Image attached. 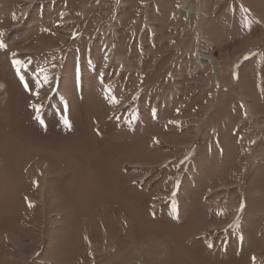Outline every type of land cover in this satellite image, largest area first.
Masks as SVG:
<instances>
[{"label":"rangeland","instance_id":"1","mask_svg":"<svg viewBox=\"0 0 264 264\" xmlns=\"http://www.w3.org/2000/svg\"><path fill=\"white\" fill-rule=\"evenodd\" d=\"M0 264H264V0H0Z\"/></svg>","mask_w":264,"mask_h":264},{"label":"bare ground","instance_id":"2","mask_svg":"<svg viewBox=\"0 0 264 264\" xmlns=\"http://www.w3.org/2000/svg\"><path fill=\"white\" fill-rule=\"evenodd\" d=\"M205 55L206 54L204 53V51L200 53V56H201V58H202L203 61L206 59V56ZM202 64L203 63L201 62L200 65H202Z\"/></svg>","mask_w":264,"mask_h":264}]
</instances>
